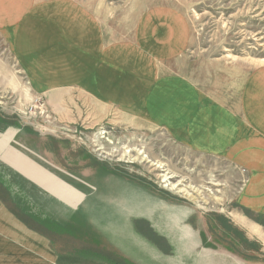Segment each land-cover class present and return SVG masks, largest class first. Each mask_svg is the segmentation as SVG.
<instances>
[{
  "label": "rangeland",
  "instance_id": "1",
  "mask_svg": "<svg viewBox=\"0 0 264 264\" xmlns=\"http://www.w3.org/2000/svg\"><path fill=\"white\" fill-rule=\"evenodd\" d=\"M74 1L87 14L100 18L103 28L110 27L125 37L133 34L131 20L144 19L155 10L181 15L185 32L181 37L186 36V42L176 57L159 62L167 71L159 86L168 99L182 94L186 100L180 116L175 102L165 105L166 112L156 107L157 112L148 111L142 88L145 77L123 75L130 68L119 65V83L128 77L127 81L136 82L134 86L144 92L143 97L135 91L131 94V107L128 100L125 107L117 99H99L77 84L69 86L72 89L60 103L53 102L48 91L33 86L29 69L20 54L13 52V31L0 33V117L33 130L40 138L59 142L70 160L79 156L87 164L95 162L93 171L83 179L87 195L96 193V198L86 202L81 217L84 223L74 226L86 230L87 243L82 252L69 255L79 258L71 263L137 264L111 250L110 237L114 236L128 246L139 239L148 243L149 247L144 244L145 259L144 254L139 255L145 264H264V226L256 221L257 214L245 212L239 205L253 172L225 155L195 146L197 130L192 142L189 129L190 120L192 125L206 120L190 112L197 114L211 104L242 109L254 103L256 92L264 89V0ZM155 20L165 22L161 17ZM158 34L165 36L162 24ZM153 43L142 49L145 60L148 53L157 51ZM122 52L125 58L131 53ZM260 99L253 110L262 109ZM170 114L172 120L182 121L180 129ZM248 119L249 128L264 124L258 114ZM167 177L170 179L165 181ZM160 210L166 226L187 229L194 237L191 242L185 236L179 239L180 247L185 246L181 255L175 254L174 242L156 238L145 226V212ZM218 216L236 227L249 245L223 229ZM243 216L259 226L247 224L244 228ZM153 246L169 254L164 258L176 255L178 259L154 260L161 256Z\"/></svg>",
  "mask_w": 264,
  "mask_h": 264
},
{
  "label": "crops",
  "instance_id": "2",
  "mask_svg": "<svg viewBox=\"0 0 264 264\" xmlns=\"http://www.w3.org/2000/svg\"><path fill=\"white\" fill-rule=\"evenodd\" d=\"M44 1L43 5L40 0H0V33L6 35L13 31L12 50L20 54L37 90L48 91L53 102H59L72 89L69 86L77 84L85 90L88 88L99 99H117L125 107L128 100L131 107L130 100L134 97L131 94L135 91L143 97L144 92L134 86L136 82L127 81L128 77H122L119 83L118 67L122 65L131 71L123 75L143 74L145 77L142 88L148 111L157 112L156 108H160L166 112L165 105L173 106L175 102L177 115H181L182 101L186 98L178 94L168 99L159 86L161 77L167 73L159 62L176 57L186 42V36L181 37L185 33L181 15L155 10L144 19L142 16L131 20L129 23L135 26L133 34L125 37L110 27L103 28L101 19L87 14L77 1ZM160 17L165 22L155 20ZM161 24L166 37L158 34ZM152 38L155 39L150 40ZM152 41L157 51L148 53L145 60L142 49ZM124 49L131 51L127 58L122 52ZM63 86L67 87L62 89ZM255 98L254 103L242 109L204 105L201 112L189 115L204 116L206 120L197 121V125L195 122L192 125L190 120L189 129L192 142L197 130L195 146L225 155L253 172L239 205L248 212L264 216V124L259 129L252 126V129L248 119L258 114L264 122V89L258 90ZM259 99L262 109L253 110ZM189 101L188 107H191L189 104L193 102ZM170 116L180 129L182 121H174ZM60 147L59 142L40 138L22 125L0 124V264H77L71 262L79 258L69 255L82 252L87 242L86 230L74 226L79 227L80 221L84 223L86 202L96 198V193L87 195L83 179L87 172L93 171L95 162L87 164L84 158L76 155L70 160ZM163 218L161 210L145 212V226L155 237L157 235L168 244L174 242L175 254L181 255L185 246L180 247L179 239L185 236L191 242L194 237L187 229L166 226ZM242 221L246 229L247 224H255L245 216ZM110 240L111 250L118 256L121 252L129 260L145 264L144 244L149 247L148 243L139 239L130 241L128 246L114 236ZM155 250L162 258L158 256L154 260L178 259L176 255L164 258L169 254ZM141 254L144 259L139 256Z\"/></svg>",
  "mask_w": 264,
  "mask_h": 264
},
{
  "label": "trees",
  "instance_id": "3",
  "mask_svg": "<svg viewBox=\"0 0 264 264\" xmlns=\"http://www.w3.org/2000/svg\"><path fill=\"white\" fill-rule=\"evenodd\" d=\"M6 121L7 120H5L4 118H1L0 117V123L1 124L4 123V122L7 123ZM244 211L245 212H248L247 210H244ZM217 219H219L221 221L223 229H225L226 231H228L231 234L237 235L238 237H240L241 241L245 245L246 244L249 245L250 241L246 237H244L236 227H234L232 224H230L228 220H226L222 216H218ZM256 221L258 223H260L261 225L264 226V217L263 216L262 217L261 216H258V218L256 219ZM251 245H253V244H251ZM257 249H258V247H257Z\"/></svg>",
  "mask_w": 264,
  "mask_h": 264
},
{
  "label": "bare ground",
  "instance_id": "4",
  "mask_svg": "<svg viewBox=\"0 0 264 264\" xmlns=\"http://www.w3.org/2000/svg\"><path fill=\"white\" fill-rule=\"evenodd\" d=\"M169 179H170V178L167 177V179H166L165 181H167V180H169Z\"/></svg>",
  "mask_w": 264,
  "mask_h": 264
}]
</instances>
